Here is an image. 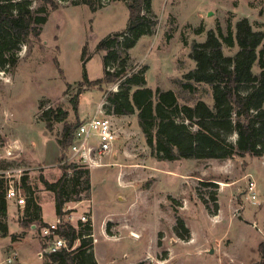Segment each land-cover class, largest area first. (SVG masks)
<instances>
[{
  "label": "rangeland",
  "instance_id": "1",
  "mask_svg": "<svg viewBox=\"0 0 264 264\" xmlns=\"http://www.w3.org/2000/svg\"><path fill=\"white\" fill-rule=\"evenodd\" d=\"M58 1L61 6L49 12L41 35L22 44L17 65L0 70V173L11 170L17 176L21 170L29 177L47 222L56 221L57 212L54 194L44 188L41 176L57 180L62 174L61 151L68 158L70 149L58 144L64 123L50 130L42 112L61 107L68 112L66 122L77 126L100 108L105 110L107 91L117 90L118 84L99 88L85 82L84 74L90 80L103 76V52L96 47L109 34L123 32L129 21L126 1L101 0L96 11L72 0ZM152 5L158 25L154 34L142 36L129 50L131 65L148 66L146 78L153 89H174L182 103L204 99L211 104L209 85L196 84L191 91L179 83L195 67L193 43L204 41L218 25L226 31L229 23L235 26L243 17L264 31V0H152ZM201 26L204 31L197 33ZM85 45L90 57L84 64ZM236 51L224 45L226 54ZM111 115L120 127L114 153L102 165L83 164L90 168L91 196L67 205L78 214L94 212L93 233L99 238L95 257L100 256V264H255L262 259L264 155L157 159L136 114ZM4 135L21 141L18 155H7ZM230 139L235 142L237 134ZM251 181L256 183L255 200L249 194ZM14 204L9 200L10 218L18 213ZM24 214L25 206L19 209V215ZM28 231L49 244L40 226ZM24 233L0 235V262L14 249L20 264H43L37 241L14 242ZM180 233H187L188 239Z\"/></svg>",
  "mask_w": 264,
  "mask_h": 264
},
{
  "label": "trees",
  "instance_id": "2",
  "mask_svg": "<svg viewBox=\"0 0 264 264\" xmlns=\"http://www.w3.org/2000/svg\"><path fill=\"white\" fill-rule=\"evenodd\" d=\"M122 1H126L129 9L127 27L123 32L109 34L96 47L97 51L103 52V76L90 80L86 71L84 74L85 82L99 88H103V84H118L117 90L107 91L106 113L115 116L136 114L151 154L157 159L201 160L264 155V31L256 30L249 18L243 17L235 26L229 23L226 31L218 25L216 31H208L204 41H195L190 54L195 67L187 71L179 83L191 91L197 89L196 84L209 85L213 102L210 104L204 99H197L193 104L182 103L174 89L148 86L147 65L139 69L131 65L129 50L142 36L154 34L158 25L152 0ZM35 3L39 6L35 7ZM72 3L86 4L96 11L102 1L72 0ZM60 6L58 0H0L1 71L17 65L22 44L38 38L49 12ZM196 31L202 33L204 27ZM172 36L173 32L167 33L168 39ZM183 37L187 44V38ZM224 45L230 49L237 47V51L234 55L226 54ZM87 53L88 46L85 45L82 51L84 64L90 57H86ZM256 68L259 71H255ZM41 118L50 130L55 123H64L58 144L63 150L70 146L76 124L66 122V110L50 107L42 112ZM234 134H237L235 142L230 139ZM59 159L62 174L57 180L41 176L44 188L54 194L57 215L62 214L71 202L89 198L92 190L89 167L63 162L65 156L62 151ZM6 165L1 167L6 168ZM22 183L29 196L22 224L26 227L47 224L26 174ZM5 184V177L0 174V217L4 218L8 213ZM212 198L217 200L215 193ZM0 229L2 236L8 233L5 222L0 223ZM107 230L110 231L109 226ZM92 231L93 226L89 224L81 229L61 227L57 234L65 240L66 246L51 251L49 244L43 243L44 264H99L95 254L87 250L93 241ZM179 236L183 239L189 237L187 233H180ZM42 238L48 241V237ZM255 264H264V250L262 259Z\"/></svg>",
  "mask_w": 264,
  "mask_h": 264
},
{
  "label": "built area",
  "instance_id": "3",
  "mask_svg": "<svg viewBox=\"0 0 264 264\" xmlns=\"http://www.w3.org/2000/svg\"><path fill=\"white\" fill-rule=\"evenodd\" d=\"M119 134L120 127L114 121L112 115L100 108L93 116L79 121L74 131L73 141L69 146V157L65 158L63 162L70 160L75 164H86L90 166L102 165V160L109 154L114 153ZM18 171L19 174L17 176H14L11 170L4 171L0 174L6 179L5 198L7 201L13 200L18 207L23 208L24 206L26 207L29 196L22 183L23 174L21 170ZM248 189L252 200L257 199L256 183L254 181L250 182ZM72 208L75 207L67 206L62 214L57 215L56 221L49 222L40 227L41 235L48 237L49 249L51 251H57L59 248L66 246L65 240L57 234V231L61 227L74 226L77 229H81L88 224L94 226L91 212L78 214ZM5 221L6 219L4 217H0V223ZM90 235L93 241L87 250L95 254V247L99 238L95 236L93 231ZM43 255L44 252L40 251L39 256L43 257ZM96 261L100 264L98 259ZM3 262L6 264H19L18 251L11 250Z\"/></svg>",
  "mask_w": 264,
  "mask_h": 264
},
{
  "label": "crops",
  "instance_id": "4",
  "mask_svg": "<svg viewBox=\"0 0 264 264\" xmlns=\"http://www.w3.org/2000/svg\"><path fill=\"white\" fill-rule=\"evenodd\" d=\"M14 205L17 208V212L18 213H16L12 218H10L9 217V201H8V213H7V216L5 217V219H6L5 223L8 226V233L5 236H9V235L13 236L14 234L16 235V234L25 232L23 236L17 237V239H13V238L12 239L14 240V242L18 241V240H21V239H27V238L31 239L32 241H35V242L37 241L36 242L37 243V253H38V256H39V252L43 251L42 250V243L40 241V238L35 237L34 235H32L31 232L28 231V229H31V231H34L36 229V227H38V226L36 224H32V225L27 226V227L24 226L22 224V222H21V219H22L23 216L21 217L19 215V209H21V208H19L16 204H14ZM41 206H42V204H41ZM92 216H93V221L95 222L94 212H93ZM44 222L49 223V222H47L45 220H44ZM40 235H41V233H40ZM41 237H42V235H41ZM10 251L9 250L7 251L6 256L10 253ZM96 251H97V248L95 247V254H96ZM98 256H96V258H98V260H100V256L99 257ZM41 258H43V257H41ZM4 259L1 260V262H3ZM99 262L101 263V260ZM19 264H20V262H19ZM43 264H44V258H43Z\"/></svg>",
  "mask_w": 264,
  "mask_h": 264
},
{
  "label": "water",
  "instance_id": "5",
  "mask_svg": "<svg viewBox=\"0 0 264 264\" xmlns=\"http://www.w3.org/2000/svg\"><path fill=\"white\" fill-rule=\"evenodd\" d=\"M5 140V150L8 156H16L22 151V143L18 138L3 136ZM213 252V248L210 250Z\"/></svg>",
  "mask_w": 264,
  "mask_h": 264
},
{
  "label": "bare ground",
  "instance_id": "6",
  "mask_svg": "<svg viewBox=\"0 0 264 264\" xmlns=\"http://www.w3.org/2000/svg\"><path fill=\"white\" fill-rule=\"evenodd\" d=\"M223 185H227V184H226V183H223ZM133 235L137 236V234H136V233H133Z\"/></svg>",
  "mask_w": 264,
  "mask_h": 264
}]
</instances>
